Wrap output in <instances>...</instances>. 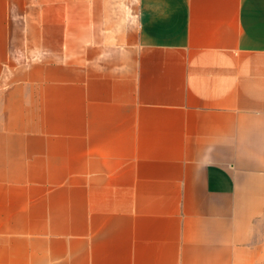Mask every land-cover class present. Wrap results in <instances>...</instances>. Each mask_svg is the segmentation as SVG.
<instances>
[{
	"label": "crops",
	"instance_id": "obj_1",
	"mask_svg": "<svg viewBox=\"0 0 264 264\" xmlns=\"http://www.w3.org/2000/svg\"><path fill=\"white\" fill-rule=\"evenodd\" d=\"M0 264H264V0H0Z\"/></svg>",
	"mask_w": 264,
	"mask_h": 264
}]
</instances>
